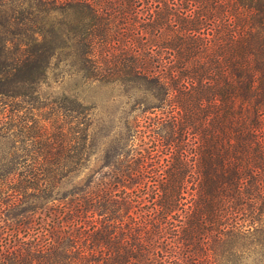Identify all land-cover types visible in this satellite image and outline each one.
Here are the masks:
<instances>
[{
    "label": "trees",
    "instance_id": "trees-1",
    "mask_svg": "<svg viewBox=\"0 0 264 264\" xmlns=\"http://www.w3.org/2000/svg\"><path fill=\"white\" fill-rule=\"evenodd\" d=\"M20 5L23 33L0 36V137L32 148L0 163V264H217L225 244L264 235V0ZM61 35L84 80L154 100L129 126L147 125L136 157L76 184L87 110L43 103L37 126L7 109L37 94Z\"/></svg>",
    "mask_w": 264,
    "mask_h": 264
},
{
    "label": "rangeland",
    "instance_id": "rangeland-1",
    "mask_svg": "<svg viewBox=\"0 0 264 264\" xmlns=\"http://www.w3.org/2000/svg\"><path fill=\"white\" fill-rule=\"evenodd\" d=\"M0 1L2 2L0 3V36L10 38L12 33L19 30L23 33L24 27L22 31L21 27L15 26V23H19L25 17V14H21L20 3L26 0ZM23 22L25 23L26 20L24 19ZM66 28V24L60 25V33H65ZM34 30L39 32L40 25L37 24ZM66 42V38L61 35L57 59L53 61L54 66L45 83L39 84L36 88L37 94L26 96L24 101L10 100L7 109L14 113L23 108L26 118L32 123L36 121L37 126L38 122L41 124V118L37 115L42 113L38 109L43 103L58 101L71 108H75L77 103L84 112L87 110L89 118L86 117L87 122L84 123L86 129L88 128L89 137L87 142L89 148L84 156L86 168L66 179L76 184L90 177L96 178L108 174L109 169H101V167L110 160L129 161V158L136 157L137 152L142 148L141 139L147 132V125L141 121L136 128L129 129V126L134 127L135 122H139L142 111L148 104L151 106L154 100L149 94L141 91L142 87H139V90L130 83L120 85L106 81L84 80L75 73L77 69L75 52L64 47ZM57 107L56 103L52 108L56 110ZM65 115H67L66 129L73 128L74 114L67 111ZM13 146L17 149L23 146L28 150L32 148L29 141H23L21 137L11 140L0 137V163L8 159L6 154ZM116 152H121V155H115ZM224 246V249L217 253V264H264V235L239 239Z\"/></svg>",
    "mask_w": 264,
    "mask_h": 264
}]
</instances>
